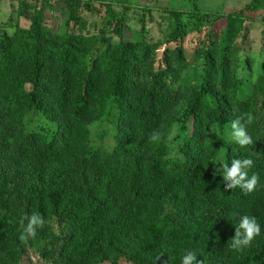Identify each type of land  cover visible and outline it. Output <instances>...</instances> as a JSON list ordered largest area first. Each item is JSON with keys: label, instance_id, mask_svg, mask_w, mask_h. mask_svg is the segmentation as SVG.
Segmentation results:
<instances>
[{"label": "trees", "instance_id": "16d2710c", "mask_svg": "<svg viewBox=\"0 0 264 264\" xmlns=\"http://www.w3.org/2000/svg\"><path fill=\"white\" fill-rule=\"evenodd\" d=\"M14 1L30 25L0 32V264H22L31 248L54 264H181L187 251L202 264H264V35L257 52L247 45L264 0L229 14L163 8V40L124 38L132 0ZM53 3L65 32L46 23ZM101 10L105 26L92 33L82 14ZM35 112L54 131L29 132ZM236 120L252 145L212 140ZM104 121L116 126L113 150L91 143ZM244 158L260 178L251 193L217 171ZM32 214L44 226L22 241ZM244 215L261 234L236 250Z\"/></svg>", "mask_w": 264, "mask_h": 264}, {"label": "rangeland", "instance_id": "374dc122", "mask_svg": "<svg viewBox=\"0 0 264 264\" xmlns=\"http://www.w3.org/2000/svg\"><path fill=\"white\" fill-rule=\"evenodd\" d=\"M254 0H132V4L136 7L127 14V25L125 29L124 38L127 40L131 38L141 39L144 36L147 38L161 39L163 40L167 34V27L169 21L166 19L167 15L163 13L161 9L166 7L174 8H189L192 9L195 6L203 13L210 14H229L243 10L250 6ZM55 2V1H53ZM53 10L46 11V23L48 27L65 32L67 30L65 26L66 17L62 10V5L59 3H53ZM18 2L14 0H0V32L8 29L9 32H13L18 24L21 27H28L30 23L25 19L18 18ZM42 4H39L41 7ZM142 7H155L151 13H143ZM116 12L120 15L122 11L120 8L116 9ZM258 13L262 17L254 25L249 24L247 27L251 30V34L247 41V45L252 47L253 52H257L262 44L264 35V5L258 9ZM105 10L101 12L84 11L82 16L87 22L88 27L92 33L100 31L105 26ZM145 16L146 31L142 32L143 25L141 24ZM186 18L182 21L185 22ZM224 27L223 22L218 24L217 28L222 29ZM113 29V28H111ZM197 35H191L187 39V47L192 50L196 45ZM116 41L119 37L114 36ZM31 89V88H29ZM27 129L29 132H40L47 130V132L54 131L55 127L42 117L38 112L31 114L26 120ZM232 125V124H231ZM188 119L184 117L182 122L178 124L172 137L170 139V146L174 156H180V150L184 145V139L188 133ZM213 129L212 140L220 141L224 146L228 141L233 140L230 136L231 130L229 128H219L220 125ZM219 130L217 135L214 130ZM115 134L116 126L114 123L109 122H97L91 126V143L95 147L103 146L107 150H113L115 146ZM225 150H223L224 154ZM22 264H54L45 261L39 253L37 248H31L29 255L23 260Z\"/></svg>", "mask_w": 264, "mask_h": 264}, {"label": "clouds", "instance_id": "9594fccd", "mask_svg": "<svg viewBox=\"0 0 264 264\" xmlns=\"http://www.w3.org/2000/svg\"><path fill=\"white\" fill-rule=\"evenodd\" d=\"M251 117L247 119V123H251ZM218 135L219 130H214ZM231 138L241 147L253 144V138L248 134L246 127L240 123V120H236L231 125ZM156 137L154 136L153 139ZM222 171L218 169L217 171L221 172V175L224 178L226 188H235L240 187L245 192H253L259 182V176L255 173L249 177V169L254 166V161L251 158L244 159H234L231 162V165L227 163H222ZM27 225L24 228L20 239L26 241L31 237L36 235L37 227L44 226V219L39 214H32L27 217ZM261 234V225L257 222L254 217L244 215L239 219L238 227H236V236L232 240V247L236 250H243V248L250 245L254 237ZM181 264H202V261L198 259V255L195 251H187L181 257Z\"/></svg>", "mask_w": 264, "mask_h": 264}]
</instances>
